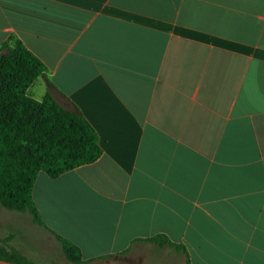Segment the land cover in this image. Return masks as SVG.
I'll use <instances>...</instances> for the list:
<instances>
[{"label":"crops","instance_id":"crops-1","mask_svg":"<svg viewBox=\"0 0 264 264\" xmlns=\"http://www.w3.org/2000/svg\"><path fill=\"white\" fill-rule=\"evenodd\" d=\"M10 35L46 66L33 96L97 135L94 162L32 189L81 263L264 264V0H0ZM155 234L186 253L137 240Z\"/></svg>","mask_w":264,"mask_h":264},{"label":"trees","instance_id":"trees-1","mask_svg":"<svg viewBox=\"0 0 264 264\" xmlns=\"http://www.w3.org/2000/svg\"><path fill=\"white\" fill-rule=\"evenodd\" d=\"M45 76L44 63L20 39L10 35L0 43V205L29 213L32 221L44 228L32 198L38 173L55 178L101 155L95 130L77 108L61 106L49 90L41 99L33 96L31 87ZM54 236L69 258L73 259L71 253L75 252L73 260L81 262L70 241ZM137 240L186 253L182 245L163 234ZM0 259L37 264L4 244H0ZM185 264H190L188 257Z\"/></svg>","mask_w":264,"mask_h":264},{"label":"rangeland","instance_id":"rangeland-1","mask_svg":"<svg viewBox=\"0 0 264 264\" xmlns=\"http://www.w3.org/2000/svg\"><path fill=\"white\" fill-rule=\"evenodd\" d=\"M0 244L11 246L37 264H184L180 256L165 249L114 255L90 261L75 262L60 243L43 227L32 221L27 212L11 211L0 205Z\"/></svg>","mask_w":264,"mask_h":264},{"label":"water","instance_id":"water-1","mask_svg":"<svg viewBox=\"0 0 264 264\" xmlns=\"http://www.w3.org/2000/svg\"><path fill=\"white\" fill-rule=\"evenodd\" d=\"M0 264H16V263L8 261V260L0 259Z\"/></svg>","mask_w":264,"mask_h":264}]
</instances>
